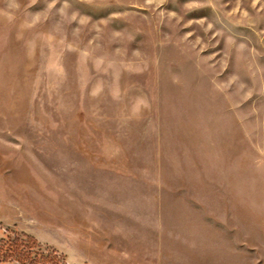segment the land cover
<instances>
[{
	"label": "rangeland",
	"instance_id": "rangeland-1",
	"mask_svg": "<svg viewBox=\"0 0 264 264\" xmlns=\"http://www.w3.org/2000/svg\"><path fill=\"white\" fill-rule=\"evenodd\" d=\"M21 234L45 264H264V0H0Z\"/></svg>",
	"mask_w": 264,
	"mask_h": 264
},
{
	"label": "trees",
	"instance_id": "trees-1",
	"mask_svg": "<svg viewBox=\"0 0 264 264\" xmlns=\"http://www.w3.org/2000/svg\"><path fill=\"white\" fill-rule=\"evenodd\" d=\"M43 251L35 237L28 234L15 238L0 239V260L2 262L17 261L18 264H45L39 259Z\"/></svg>",
	"mask_w": 264,
	"mask_h": 264
}]
</instances>
